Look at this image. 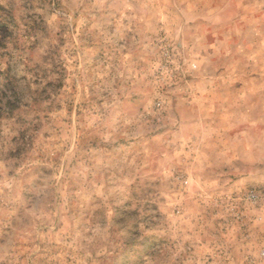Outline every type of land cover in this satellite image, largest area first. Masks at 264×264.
Returning a JSON list of instances; mask_svg holds the SVG:
<instances>
[{
    "label": "rangeland",
    "instance_id": "374dc122",
    "mask_svg": "<svg viewBox=\"0 0 264 264\" xmlns=\"http://www.w3.org/2000/svg\"><path fill=\"white\" fill-rule=\"evenodd\" d=\"M0 264H264V0H0Z\"/></svg>",
    "mask_w": 264,
    "mask_h": 264
}]
</instances>
